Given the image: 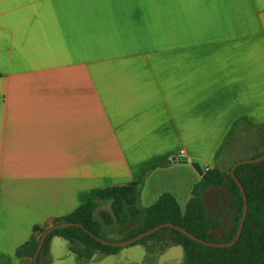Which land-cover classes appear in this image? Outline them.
Instances as JSON below:
<instances>
[{
	"label": "crops",
	"instance_id": "obj_1",
	"mask_svg": "<svg viewBox=\"0 0 264 264\" xmlns=\"http://www.w3.org/2000/svg\"><path fill=\"white\" fill-rule=\"evenodd\" d=\"M89 3L0 0V264H33L16 252L34 228L94 189L144 176L142 207L170 193L184 211L207 171L264 153V0ZM73 259L183 264L185 252L150 241L86 256L54 236L40 264Z\"/></svg>",
	"mask_w": 264,
	"mask_h": 264
},
{
	"label": "trees",
	"instance_id": "obj_2",
	"mask_svg": "<svg viewBox=\"0 0 264 264\" xmlns=\"http://www.w3.org/2000/svg\"><path fill=\"white\" fill-rule=\"evenodd\" d=\"M262 155L264 153L260 156ZM236 174L245 187L248 212L241 238L235 245L224 248L205 246L174 228L162 229L136 244L155 241L162 249L172 243L181 244L185 252L183 264H264V161L241 165ZM144 179L143 176L140 180L121 187L94 189L87 202L72 214L57 218L52 224L36 226L30 240L17 249V256L33 261L44 231L51 225L64 222H74L82 227L71 226L54 231L43 246L39 264L54 236L80 242L86 256L96 253L115 255L121 249L101 244L88 231L107 240H128L158 225L173 223L207 241L227 242L236 236L243 214L244 198L231 176V169L228 173L218 168L207 171L194 186L192 197L184 211L170 193L161 195L155 204L142 207L140 199ZM223 186L229 189L233 202L240 207L241 214L229 237L217 239L214 234L220 227V220L209 216L203 196L209 189ZM104 204H110V208H102ZM110 231L116 233L117 238L107 237Z\"/></svg>",
	"mask_w": 264,
	"mask_h": 264
},
{
	"label": "water",
	"instance_id": "obj_3",
	"mask_svg": "<svg viewBox=\"0 0 264 264\" xmlns=\"http://www.w3.org/2000/svg\"><path fill=\"white\" fill-rule=\"evenodd\" d=\"M263 161H264V155L259 156L257 158H252V159H243V160L237 161L233 165V167L231 168V176L235 180V182L238 184L240 191H241L243 198H244V209H243V214H242V217L240 220V224H239L237 234L230 241H227V242L207 241V240H204L202 238L195 236L194 234L187 231L185 228L177 226L173 223H164V224L158 225V226H156L150 230H147V231H145V232H143V233H141V234H139V235H137L131 239H128V240H107V239H104L102 237L95 235L91 231H88V233L103 245L123 248V247L134 245V244L140 242L141 240L161 231L162 229L174 228L175 230L181 232L182 234H184L188 238H190V239H192V240H194L200 244H203L205 246L217 247V248L231 247V246L235 245L241 238L243 228H244V224L246 221L247 212H248V198L246 195L244 185L242 184V182L237 177V174H236L237 168L241 165L254 164V163H259V162H263ZM192 166L199 175H203V170L201 169V167L198 163L193 162ZM71 226H81L82 227V225L74 223V222H64V223H60V224H54V225H51L50 227H48L39 239V244H38L37 250L35 252L34 258H33V264H39V257H40L41 251L43 249V246H44L47 238L57 229L71 227Z\"/></svg>",
	"mask_w": 264,
	"mask_h": 264
},
{
	"label": "rangeland",
	"instance_id": "obj_4",
	"mask_svg": "<svg viewBox=\"0 0 264 264\" xmlns=\"http://www.w3.org/2000/svg\"><path fill=\"white\" fill-rule=\"evenodd\" d=\"M23 1V0H19ZM39 2L51 1V0H36ZM85 3H89L88 6L96 7L93 2L96 0H84ZM112 44L120 45L119 47H123L125 44V40L123 38L118 41H114ZM118 47V46H117ZM250 134V132H249ZM239 137L232 138L231 141L227 142V145L224 149V154H226L230 150L239 151ZM245 148H242V150ZM249 149V148H247ZM236 158L233 156H229V158L222 165V170L226 173L230 171L233 167ZM206 204L208 208L209 215L214 218H218L220 220V227L215 231V238L217 239H226L234 230V224L238 216L240 217L241 211L240 207L233 202V196L230 194L228 188L215 189L212 193H210L206 199ZM105 208H109V205L104 206ZM107 237L109 238H117V234L114 232L107 233ZM72 264L76 263V260L73 259L70 261ZM74 262V263H73Z\"/></svg>",
	"mask_w": 264,
	"mask_h": 264
}]
</instances>
